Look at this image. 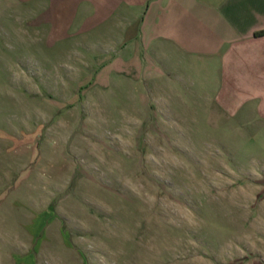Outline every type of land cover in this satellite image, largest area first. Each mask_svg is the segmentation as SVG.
Here are the masks:
<instances>
[{
	"label": "rangeland",
	"instance_id": "374dc122",
	"mask_svg": "<svg viewBox=\"0 0 264 264\" xmlns=\"http://www.w3.org/2000/svg\"><path fill=\"white\" fill-rule=\"evenodd\" d=\"M8 4L0 264H264V128L148 82L102 88Z\"/></svg>",
	"mask_w": 264,
	"mask_h": 264
},
{
	"label": "crops",
	"instance_id": "0c3cea01",
	"mask_svg": "<svg viewBox=\"0 0 264 264\" xmlns=\"http://www.w3.org/2000/svg\"><path fill=\"white\" fill-rule=\"evenodd\" d=\"M1 1L39 22L25 29L45 46L82 48L78 65L95 66L102 88L101 78L148 82L264 128V0Z\"/></svg>",
	"mask_w": 264,
	"mask_h": 264
},
{
	"label": "trees",
	"instance_id": "16d2710c",
	"mask_svg": "<svg viewBox=\"0 0 264 264\" xmlns=\"http://www.w3.org/2000/svg\"><path fill=\"white\" fill-rule=\"evenodd\" d=\"M261 35H264V33H260V34H258V36H261Z\"/></svg>",
	"mask_w": 264,
	"mask_h": 264
}]
</instances>
